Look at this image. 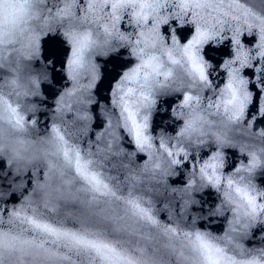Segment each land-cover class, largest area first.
Here are the masks:
<instances>
[{"label": "snow or ice", "instance_id": "6c2138e0", "mask_svg": "<svg viewBox=\"0 0 264 264\" xmlns=\"http://www.w3.org/2000/svg\"><path fill=\"white\" fill-rule=\"evenodd\" d=\"M179 12H173L172 16L179 24L191 22L195 25V31L191 37L181 43L175 31L171 35V46H169L164 35L161 34L160 25L167 24L170 17L162 15V11L169 10V6L161 4L159 0H152L150 4L151 18L141 10L137 15L135 12L128 13L130 22L135 25L134 32L121 31V21L124 19V10L129 7L126 0H60L59 6H56L55 12L48 9V15H41L36 12L29 19L35 18L36 25L31 27L26 37V43L19 49L15 47L18 43L15 32L9 34L7 41H0L6 47L0 49V69H5L8 78L4 87L10 88L11 94L7 103L5 112H0V125H6L0 129L3 132L6 144H0V158L6 160L15 177H21L32 170L33 180L32 188L28 190L27 195L11 209H7L6 217L0 212V258L12 257H32L43 258L47 264H65L69 259V252L75 251L86 261L90 256H97L106 261V264H113L108 257H119L121 264H135L134 258L146 256L152 249L160 252V249L149 245L141 246L139 241L135 243L132 237H139L150 241L153 238L152 230L163 236L167 243L163 248L168 253L180 255L187 264H194L195 255L193 253L185 254L180 246L182 239H189L193 234L185 232L178 225L179 220L172 224L163 225L154 214L150 207L144 206L143 196L135 193V183L140 181L138 175L133 174L130 179L133 182L127 194H123L119 182L112 183L114 177H104L97 170L100 166V160L97 154L90 149H82L78 142V134L87 135L91 116L86 105L91 103L90 94L81 95L76 102L80 105L76 110V116L69 121L67 114L72 113L74 105L71 103L72 97L80 90L85 88L81 84L84 74L90 76V82L87 89H91L92 80L96 79L98 64L93 59L94 56H107L109 53L116 52L121 47H128L131 55L136 58L138 63L131 66L120 76L116 88L113 92L115 99L121 107V116L129 112L133 103L150 107L154 101L148 96L141 95L133 98L126 93L124 85L130 77L135 76L138 80L141 74L147 72L144 56L145 48L143 45L151 39V47L156 48L157 43L162 50H167L169 59L173 49L186 51L191 47L194 41H199L201 46L209 39H214L220 35L223 40L226 37L222 35L226 26L232 31V44L238 45L234 49L236 56L232 60L225 61L224 66L236 63L237 57L243 54L240 59L241 68L252 67V57L244 44L240 42L239 36L242 31V25L251 30L254 26V20H259L255 26L259 31L260 43L258 45L260 64L256 67L257 87H262L261 80L264 77V13L256 15L251 7L240 8L235 0H178ZM131 7L138 8L139 5L131 4ZM230 21H236V27H230ZM27 25V21H21ZM95 24L99 31L96 38L87 25ZM150 25V27H149ZM59 28L63 36L71 45V54L68 55L65 65V71L68 79L71 81V87L65 88L55 101V111L53 123L50 131L44 135H34L37 127L35 113L37 104L30 101V97L38 96L40 89V80L47 81L48 73L44 72L39 76L29 75L28 82L21 84L19 77L23 73H32L31 62L39 56L40 38L48 32H54ZM104 39L101 41L100 36ZM147 34V35H146ZM173 62L175 63L174 59ZM163 63V56L157 63V70L153 74L157 79V91H166L169 88L167 79L169 72L163 71L160 67ZM205 77L200 76L203 81ZM241 83L245 85V95L252 98V93L247 91V81L241 78ZM96 86V85H95ZM180 89H183V81L180 82ZM195 87V84L188 86ZM202 90V89H201ZM2 91V88H0ZM13 97L15 103L12 102ZM195 99L197 106L202 98L197 95L195 98L188 92H184L182 107L192 106ZM11 101V102H10ZM209 108L215 107L217 112L219 105L209 103ZM237 109L233 105L231 109H225L229 124H238L243 115V109ZM32 114V118L28 116ZM108 119L106 129L112 139L108 143L111 149L115 140L118 139L116 129L112 127V116L114 113L104 112ZM259 115L264 116V98L259 102ZM127 119V117H125ZM60 121L57 123L56 121ZM211 123V121H209ZM78 126L76 133L68 130V125ZM63 125V131H62ZM191 125L185 121V127L181 129L178 135H184ZM238 130V129H236ZM203 135V133H201ZM245 135H253L246 129ZM103 134L98 133L99 140ZM261 143L259 152L256 151V145L249 147L244 143L237 141L228 133L221 135L213 133L214 142L217 145L216 157H222V149L225 147L239 148L242 153H247V163L242 162L236 173L241 180L252 185L253 178L258 167H264V132L259 134ZM163 148V143H161ZM139 151H144V146L138 144ZM183 148L177 149V155L183 152ZM172 156V152H168ZM187 153H185V156ZM149 158L151 153L149 152ZM179 160H173L172 164L179 163ZM42 167L44 169L43 179L36 177V170ZM144 168L148 167L146 161ZM159 167V165H156ZM174 174L171 170V164L163 173L164 176ZM233 181L228 180V186L231 189ZM204 184L196 186L190 185L184 189H172L174 193H179L184 208L196 203L193 197L194 191H199ZM13 190L23 191L24 182L12 185ZM0 195H3L0 193ZM260 195L264 196V193ZM243 213L241 205L233 208L235 213L233 218L235 223H243L241 228H233V232L247 230L251 222L257 219V200L251 196L243 198ZM75 207L71 211H66L64 216H60L62 208L68 203ZM232 203V201H228ZM5 211V210H4ZM217 212H222V208H217ZM260 213H264V204L260 205ZM53 214L51 218L48 214ZM70 217L76 228L65 227V220ZM231 223V222H230ZM110 230V231H109ZM199 236V234H197ZM237 250L242 251V246L238 241H233L231 237H226ZM209 244L211 242L209 241ZM117 245H123L118 247ZM135 247V250H134ZM67 250V251H66ZM213 251L216 258H212ZM264 255V249L254 250ZM203 255L204 264H224L221 256L227 257L224 249L217 245H212L208 249H200ZM227 264H236L235 259L227 260ZM243 264H258L256 257L243 262Z\"/></svg>", "mask_w": 264, "mask_h": 264}, {"label": "clouds", "instance_id": "9594fccd", "mask_svg": "<svg viewBox=\"0 0 264 264\" xmlns=\"http://www.w3.org/2000/svg\"><path fill=\"white\" fill-rule=\"evenodd\" d=\"M126 2L129 4V7L124 10L125 16L128 17L127 14L132 12H135L137 15H139L141 10H143L144 13L151 18L152 13L149 6L152 3V0H126ZM159 2L161 4L166 3L169 6V10L162 11L161 14L168 15L170 17L169 21L171 19H175V17L172 16V13L179 12L180 10L177 6L178 0H159ZM133 3L139 5V7L134 9L133 7H131V4ZM235 3L240 8L245 7V4L241 3L240 0H235ZM55 8L56 5H49V0H0V41H7L9 38V34L14 31L16 39L18 41L15 47L19 49L22 44L26 43L28 31L31 30L32 26L36 25V19H29V17H34V14L36 12H39L41 15L47 16L48 9H51L54 13ZM256 15L258 16L259 12H256ZM21 21H27V25H25ZM258 23L259 20H254V26L251 30H249L247 26L242 25V31L239 36V40L241 42L242 33L251 34L253 30H255V34L257 36L255 44L251 48L246 45H244V47L249 51L250 57L253 58L252 66L254 61H259L256 67L260 64V55L258 54V45L260 43L259 31L255 26ZM128 24L135 28V25L130 22L129 18ZM236 24V21H230L231 28L234 29L236 27ZM162 25L164 24L160 25V31ZM87 27L91 28L93 37L96 38V33L99 31L98 26L92 24L87 25ZM222 35H224L226 38L230 37L232 40V31H230L227 26L225 28V32L222 33ZM43 36L44 35H42L41 38ZM41 38L40 53L39 56L34 60L39 59L41 55ZM100 39L101 41L104 39L103 34H101ZM223 40L220 38V35H218L214 39H209L202 46L199 41H194L193 45L186 51H184L183 49H173L171 52V57L174 59V63L173 59H169L167 50H162L159 47L158 43L156 48L153 49L151 47V39L149 38L148 43L143 45V47L145 48L144 62L145 67L147 68V72L142 73L139 80L135 76L130 77L123 87L126 90V93L133 98L141 95L148 96L150 100L154 101V103L151 104L150 107H145L142 104L137 105L133 103L130 111L126 112L124 116H121V107L119 102L117 101L116 104H113V100L115 99L113 92L116 88L118 80L114 83L111 91L112 107H106L104 104H101L100 112L107 121L105 124L106 128L108 119L105 117L104 112L108 111L110 113H113L112 108H115L116 113H114V115L112 116V127L116 129L118 137V129L123 128L131 138L132 143L135 145L136 151H134L133 154L136 155V152L146 154L147 159L144 160L139 169L140 174H148L157 179L159 182H166L169 176L175 177L177 175V172L175 171L176 166H181L185 161H189V156L191 154L192 148H195L198 153L199 148L201 146L206 147L208 142L211 141L215 144L213 133L216 132L220 133L221 135L228 133L233 138L237 135L242 136L245 140L244 144H247L249 147L255 144L256 151L259 152V145L261 143L259 134L264 132V127H257L254 129V121L256 119V116L248 119L246 115V110L249 104L252 102L253 93L249 90V78L242 74L244 68L240 67V59L243 58V54L241 53V55L237 57L236 63L229 64L227 67L224 66L225 61L232 60L233 57L236 56V52L234 51V49H237L238 45L232 44L233 55L231 56V58H225L223 63L220 65V69L224 70V72L226 73L224 83L220 85L219 88H215L213 82L209 80L208 73L212 68V64L202 55V49L209 41H211L214 45H218ZM166 43L171 46V38L170 41ZM5 47V44H0V49H3ZM161 56H163V63L160 67L163 71L169 72V76L167 79L169 88L166 91L156 90L157 79L160 78L153 75L157 70V63L158 61H160ZM95 57L96 56L93 57L94 60ZM138 62L139 61H137L136 63ZM29 75L37 77L39 76L38 73L34 72L30 74L22 72L19 77L20 83H27ZM201 75L205 77L203 81L200 80ZM258 75L259 73H257L256 77L254 78L256 83ZM100 77V66L98 65L96 79L91 81L93 87L91 89H87V85L89 84L91 78L86 73L84 74L83 78L81 79V84H83L85 88L80 89L72 97L71 100V103H73L74 105L72 117L76 116V110L80 107V105H78L76 102L79 100L81 95L87 96L90 94V104L95 102L96 97L92 94V90L95 88V85L99 81ZM241 78H244L247 81V91L252 93V98L246 97L245 85L241 83ZM181 81H183V89H180L179 87ZM42 82H44V80H40V84ZM191 84H195V87L189 88L188 86ZM205 90H211L207 98L204 95ZM261 90L262 92H264V88H261ZM11 91V89L8 91H0V112L6 113L8 98L11 94ZM177 92L183 93V99L184 92H188L194 98L199 95L202 98L201 103L199 104V106H197L195 103V99H193L192 106L182 107L183 99L179 101V103L173 106V109L171 111V115L173 117L183 121L182 125L178 127L175 135L167 134L161 131L156 136H153L149 131V127L152 112L155 110L157 104V96L161 94H172ZM39 93L40 94L38 96H41V88L39 89ZM261 98H264V94L261 95L260 99ZM12 102L15 103L14 97L12 99ZM209 103H212L213 105L218 104L220 110L217 112L215 107L209 108ZM90 104L86 105L87 111ZM233 105L238 110L237 115H239V109H243V115L240 118L238 124H229L227 115L225 113V109H231ZM88 113L91 116L90 121H92L93 117L89 111ZM125 117H127V119H125ZM185 121H187L191 125V127L184 135H178L181 132V129L185 127ZM209 121H211V123H209ZM5 127L6 125H0V129H3ZM245 129L249 133H253V135H245ZM201 133H203V135ZM155 141H159V143L157 144L155 143ZM6 143L7 141L4 139L3 132L0 131V144ZM161 143H163V148L161 147ZM138 144L143 145L145 150L139 151L137 148ZM178 148L184 149V151L180 152L179 155H177ZM237 149L239 150L238 147ZM216 150L212 151L210 155H208L202 161L200 159L196 160L192 168L186 171L187 182L185 185L180 186V189L187 188L190 185L196 186L199 184H204L205 186L199 190L202 191L203 189L210 186L217 193H219L220 196L219 202L210 214L215 216H224L226 212H230L227 224L224 231L217 234L208 230L207 228L201 229L197 227L196 217H193L191 224L188 226L180 223L178 226L181 227L183 231L191 232L193 234L189 239H182L180 242V246L183 247L184 253L186 255L189 253H193L195 255L194 264H204L203 255L201 254L200 249H208L212 245L219 246V248L224 249V251L228 254L227 257H220V259L224 261V264H227V260L233 258L235 259L236 264H243L244 261L250 259L253 256L256 257L258 264H264V255L254 250L244 248V246L239 242L238 237L242 236L245 232L232 231L233 228L240 229L241 223H243V217L241 223L234 222L233 218L235 216V213L232 211V209L237 207V205H241V213H243L242 198L246 195L256 198L258 215L257 219L254 222H251L250 227L245 231L250 230L257 224H264V213L259 212L260 205L264 204V196L260 195L261 193H264V187L259 186L255 182L254 178L251 186L248 185L246 181L240 179V176L236 173V168H239L242 162L238 163L231 172L226 174L224 172L226 163L225 153L222 151L223 156L216 157ZM169 151L172 152V156L168 155ZM149 152L151 153V158H149ZM239 152L242 153L240 150ZM185 153H187L186 156ZM242 154L247 155L246 152ZM181 157H183V159H181ZM173 160H179L180 162L172 164ZM146 161L148 162V167L144 168L143 166ZM189 162L191 163V161ZM170 164L172 173L174 174L164 176L163 173L166 169L169 168ZM156 165H159V167H156ZM259 168L260 167H258L257 170ZM229 179L233 181L231 189L228 186ZM173 189H176V187H173ZM228 201H232V203H229ZM190 205H188V208L190 207ZM217 208H222L223 211L217 212ZM0 212H2V210H0ZM197 234H199V236H197ZM226 237H231L233 241H238L242 246V251L237 250L234 246V243ZM209 241L211 242V244H209ZM117 246L123 247V245ZM73 256L77 258L81 257L77 252L70 251L69 259L65 261V264H77V260L73 259ZM212 258H216L215 251H213ZM108 259L112 260L113 264H121V260L119 257H108ZM134 259L135 264H187V261H185L180 255L176 253L167 252V254H162L161 252H156L155 249H152V251L149 252L146 256H140L139 258ZM0 264H47V261L39 257L32 258L29 256L23 258H8L7 256H5L3 258H0ZM87 264H106V261L100 257L93 255L88 258Z\"/></svg>", "mask_w": 264, "mask_h": 264}, {"label": "water", "instance_id": "95a60500", "mask_svg": "<svg viewBox=\"0 0 264 264\" xmlns=\"http://www.w3.org/2000/svg\"><path fill=\"white\" fill-rule=\"evenodd\" d=\"M228 3L229 0H224ZM246 7H251L254 11L264 13V0H240ZM59 6L60 0H49V5ZM55 10V9H54ZM187 21V17L185 18ZM175 31L178 39L181 43H185L195 31V25L191 22H186L183 25L177 23L175 19H171L169 23L161 26V33L165 36L166 42L170 41V37ZM121 31L134 32L135 28L128 24V17L125 16L121 22ZM257 40L255 30L251 34L242 33L241 42L252 47ZM71 47L67 40L63 36V33L59 28L54 32H48L41 38V55L39 59L31 62V70L34 73L42 74L47 72L49 79L41 83V96L30 98L32 103L37 104L38 108L35 115L37 121L36 130L37 133L44 135L47 131H50L52 125L55 101L61 92L71 87V81L68 79L65 65L68 55L70 54ZM202 55L206 60L210 61L212 68L209 70V80L213 82L215 88H219L224 83L226 73L220 69V65L225 58H231L232 52V40L230 37L224 39L220 44L214 45L209 41L202 49ZM95 62L100 66L101 77L97 82L95 88L92 90V94L96 97L94 103L88 106V111L91 113L93 120L89 121V129L87 135L78 134V142L82 149H90L93 153L97 154V158L100 160V166L97 169L104 177H114L112 183L117 181L120 184L123 194H127L129 188L132 186L130 177L135 174L140 177V181L135 183L134 191L136 194L143 196L144 206L150 207L154 214L157 216L161 224H172L175 226V221L179 220L181 224L188 226L191 224L193 217L197 218V227L201 229L207 228L214 233H222L227 224L230 212H226L224 216L211 215L215 209L217 203L220 200L219 193H217L210 186L202 191H194L193 197L197 203H193L189 208H184L183 202L179 193L172 191L173 187L180 189V186L186 184V171L190 170L195 164L197 159L201 161L206 158L212 151L216 150V145L213 142H208L207 146H201L197 153L195 148L191 149L189 161H185L183 165L176 166L175 171L177 175L175 177L169 176L166 182H159L148 174H140L139 169L144 160L147 159L146 154L136 152L134 155L135 145L132 143L131 138L124 131L123 128L118 129L119 138L115 140L111 149L108 148V143L112 139L109 136L108 130L105 128L106 119L101 115L100 106L104 104L106 107H112L111 105V91L114 83L119 80L120 76L131 66L137 62L136 58L131 55L128 47H121L114 53H109L107 56L95 57ZM259 61H254L251 68H244L243 75L249 78V90L253 93L252 102L249 104L246 115L248 119L256 116L254 121V129L257 127H264V116L259 115V102L260 97L264 92L261 88H264V77H262V87H257L255 77V67ZM8 78V73L5 69H0V88L3 91H8L10 88L4 87ZM211 90H205V97L207 98ZM10 99V98H8ZM183 99V93L177 92L172 94H161L157 96V104L155 110L152 112L150 118L149 131L153 136H156L159 132L175 135L178 127L182 125L183 121L178 120L171 115L173 106L179 103ZM11 102V101H10ZM113 113H116V109L112 108ZM73 114H67L66 119L71 120ZM32 118V114L28 116ZM60 123V121H56ZM78 126L68 125L70 132L76 133ZM62 125V131H63ZM103 135L98 140L97 134ZM234 139L237 143H244L245 140L242 136H235ZM159 143V141H155ZM225 153V168L224 172L227 174L231 172L238 163L247 162V155L239 152L237 148L225 147L222 149ZM183 159V157H181ZM44 169L39 167L36 170V177L43 179ZM32 170L30 169L21 177H15L11 171L10 166L6 160L0 158V210L6 217L7 209L13 208L19 204L23 199V195H27L28 190L32 188L33 180ZM21 180L24 182L23 191L13 190L12 185L19 183ZM255 182L264 187V167L257 170L254 176ZM75 207L71 202L61 209L60 216H64L66 211H71ZM5 210V211H4ZM53 214L49 213L48 217L51 218ZM65 227L76 228L75 222L68 217L65 220ZM153 238L150 241L143 240L139 237H132L131 239L135 243L139 241L141 245H149L160 249L162 254H167V251L163 248V245L167 243V240L152 230ZM239 242L244 248L249 250L264 249V224H257L250 230L246 231L242 236L238 237ZM71 255V254H70ZM77 264H87V261L83 257H75Z\"/></svg>", "mask_w": 264, "mask_h": 264}]
</instances>
